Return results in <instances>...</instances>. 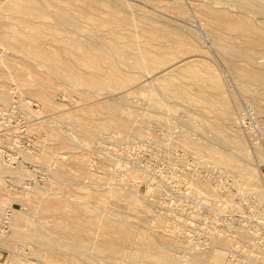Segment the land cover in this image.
<instances>
[{"label":"rangeland","instance_id":"1","mask_svg":"<svg viewBox=\"0 0 264 264\" xmlns=\"http://www.w3.org/2000/svg\"><path fill=\"white\" fill-rule=\"evenodd\" d=\"M38 5L43 11L52 10L70 17L73 25H65L49 14L0 9L1 29L7 33L0 38L7 47L6 51L0 48V75L6 79L7 98L0 107L11 101L21 104L27 96L36 103L25 111L23 107L22 111L28 114L20 118L26 129L19 132L20 143L14 147L19 151L20 162L8 168L10 172H22V178L15 180L16 186L12 187L7 177L1 181L0 220L6 225L2 236L7 235L11 240H0V264L36 262L40 244L34 235L35 229L50 231L45 232L46 237L57 236L61 231L58 223L66 212L43 211L36 196L22 194L37 184L46 197L56 198L54 193H58L60 198L85 204L90 199L85 196L92 195V202L84 205L88 213L94 207L99 213L102 211L101 214L119 215L116 218L134 227L137 233H146L154 240L158 238L160 243L157 242L164 249H170L173 259L164 260L162 264H190L203 257L205 263L216 264L211 257L220 249L226 253L227 264H264V112L254 107L257 100L262 99L264 103V85L250 81L247 76V69L264 68V54L257 55L258 63L248 62L243 52L247 39L244 30H234L228 22H221L219 30L211 27L220 12L244 14L237 0H38ZM110 17L115 20L113 25L107 22ZM251 18L264 31V14L253 13ZM40 24L53 28L54 32L48 30L49 33L43 34L27 28ZM16 33L33 34L37 40L32 42L66 60L72 58L73 52L83 53L82 48L68 43L71 38L94 45L100 53L99 59L104 54L108 59L99 60L97 70L82 65L77 71L90 77L94 73L101 74L110 61L130 78L129 82L122 88H118L116 82L113 88L106 89L79 83L78 79L66 77L59 68L42 63L15 47ZM135 47L141 48L139 52L145 58L149 56L148 51L153 53L155 60L147 62L148 69L122 60L118 50L128 49L133 53ZM254 49H250V53H254ZM192 69L203 71L212 80L214 77L220 80L230 104L235 105L232 122L226 120L223 108L210 111L198 97L207 84L188 77L186 74ZM159 79L189 86L197 100L188 103L182 98L165 97L166 105L157 107L149 96L151 91L159 94L162 89ZM47 86L51 88V105L44 107L37 91ZM14 89L18 93H12ZM120 95H124L129 104L124 106L125 114L131 117L128 130L104 125L100 116V105ZM86 109H91L96 118L87 126L96 135L92 134L88 140L77 132L79 114L86 113ZM178 118L197 125L200 132ZM212 122L221 126L223 135L244 141L248 161L257 171L256 189H252L250 179L238 176L231 166L208 165L207 157H201L196 151L191 141L202 142L200 134L204 139L212 135L214 132L207 127ZM138 129H143L144 133L136 134ZM14 149L9 151L13 154ZM33 167L37 173H33ZM203 183L210 189L203 188ZM111 189L126 195L119 202L112 198ZM16 191L21 194L8 195ZM128 195L144 203L140 201L141 204L131 206ZM99 198H103L108 207L98 203L99 206L95 201ZM8 205L18 212L12 214ZM98 211L89 214H99ZM92 220L93 217L86 218L83 223L89 226ZM15 223L20 225L24 235L14 234ZM135 248L134 243L125 244L113 255L90 251L102 264H126L128 260L122 253ZM28 255H32L31 258ZM71 258L80 264L91 262L70 253L61 264H67Z\"/></svg>","mask_w":264,"mask_h":264},{"label":"bare ground","instance_id":"2","mask_svg":"<svg viewBox=\"0 0 264 264\" xmlns=\"http://www.w3.org/2000/svg\"><path fill=\"white\" fill-rule=\"evenodd\" d=\"M237 2L239 3L240 6H242L244 14H242L241 16H235V15H232L229 13L227 14L226 12H220L219 16L217 18V21H213L211 27L215 30H219V24L221 22H228L234 30H238V31L244 30L245 33H247V39L245 41L246 47L243 49V52L247 54L248 62H252L255 64V63H258V60H259V59L257 60V55L259 53L264 54V31L261 29V26L259 25V23H256L254 20H252L251 16L253 15V13L264 14V1L263 0H237ZM0 9L1 10L12 9V10H16V11L20 10L23 12H31L35 15L49 14V15H52L59 22L64 23L65 25L72 24V22H71L72 20L70 19V17H68L64 14H60L58 12H52V10L43 11L38 5V0H6V1H0ZM111 15L113 17H115L113 12L111 13ZM113 17H110L107 19V22L111 25H113L115 22ZM1 28H2V26L0 24V38L2 39L4 36L7 35V33L2 31ZM27 28L37 29V30H39V32H42L43 34L49 33V32H47L48 30L54 32L53 28H49L48 26H45L42 24L30 25ZM24 31H25V29H24ZM14 37H15V42H13V44L15 47L21 48L27 54L33 56L34 58L39 59L42 63H46V64H49L51 66H55V67L59 68V70L62 71L66 77L78 79L77 81L79 83L106 89V88H113L115 86L116 82H117L118 88H122V87L126 86L129 82L130 78L127 75H125L121 70H117L111 64L110 61H109V64H108L109 67L107 68V70L101 74L100 73L99 74L94 73L90 77L84 73L78 72L77 69L80 66L82 67V65L92 66L95 70H97L100 68L99 60L108 59V55H105V54L101 55L100 59H99L100 53L97 51V48H94V45H89L87 42L71 38L68 41V43L70 45H72V47L75 46L77 48H82L83 53L79 54L77 52H73L72 58L70 56V59L67 58V60H66V59H61L56 54H52L53 52L49 53V52L45 51L44 49H42L40 44L32 42L33 39L37 40V38L33 34L28 35V33L27 34L21 33V35H19L18 33H16V34H14ZM0 48L4 51H6V49H7L6 44L2 41L0 42ZM252 48H255L254 53H250V49H252ZM140 49H141L140 47H137V48L135 47L134 48L135 52H133V53L130 52L128 49H119L118 51H119L120 56L122 57V60L125 63L130 64L131 66L148 69L147 62H150V61L152 62L155 60V58H154L153 53L151 51L147 52L149 55L147 58L143 57L139 52ZM186 75L193 80L201 79V80H204L206 82L207 85H205L204 88H201L202 92H201V95L198 97H200L204 100V102L206 103V105L210 111L223 108L224 114H225L224 116L226 117V120L232 122L235 105L230 104L229 99L226 96V93L223 89V86H222L220 80H216V77H214V80H212L211 78H207V75L205 73H203V71H198L196 69H192ZM247 76L251 79L250 81L263 83V85H264V68H259V67L255 66L251 69H247ZM159 80H160L159 85L162 86V89H161V87L159 88V89H161L159 94L155 93L154 92L155 90L151 91V92L149 91L150 92L149 97H151V99H153V102H154L153 104L156 105L157 107L163 108L166 105L163 101V99L165 97L182 98L183 100L187 101L188 103H194V101L197 100V96L195 98V95L193 94V92L189 86L177 83L176 81L172 82L171 79H159ZM150 81H152V80H150ZM152 85H153V83H152ZM5 86H6V79L0 75V103H2V102L5 103V101L7 99L5 97V91H4V89L6 90ZM11 92L12 93H18V90L14 89ZM37 95L43 100L44 107H48L49 105H51L50 104V102H51V88L50 87L48 88V86H47V87H43V88L38 89ZM87 97H88L87 95H84V98H87ZM260 100L256 101V104L254 107L259 112H264V103L262 102L263 101L262 99H260ZM11 102H13V101H11ZM34 102H35L34 98H32L31 96H27V97H24L23 102L21 103L20 106L22 109L24 107V111H25V108L27 110V108H30L32 106V103H34ZM40 103H41V101H40ZM126 105H129V104H128L127 98L124 95H122V96L120 95L119 97H113V99H111L109 102L100 105V108H101L100 116H101V119L103 120L102 124L104 123V125L106 124V125L112 126L114 128H117L119 130H128L131 126V119H130L131 117L125 114V107L124 106H126ZM171 106H169V107H171ZM30 109H28V110L31 113ZM35 111H37V110H35ZM27 114H28V112H27ZM24 115H25V112H24ZM79 115H80V122L78 123L79 128L77 129V132L79 135H82L85 138H87V140L91 139L92 134L93 135H96V134H94V132H91V130L88 129L87 126L93 124L94 120L96 118L91 113V109H86V113H81ZM235 116H237V115H235ZM164 117H166V116H164ZM146 120H147V118H146ZM177 120H179V118ZM187 120H189V119H187ZM179 121H183L181 123H184V120H182V119ZM191 121H192V119H191ZM193 121H195V120L193 119ZM158 122L159 121H157V123ZM188 122H190V121H188ZM162 124H164V123H162ZM168 124H167V126H168ZM184 124H186V126L189 125L187 123H184ZM170 125L171 124H169V126ZM172 126H174V125H172ZM172 126H170V127H172ZM189 126L193 130L200 132V128H198L197 125H191L190 124ZM202 127H203V125H202ZM207 127L209 130H211L214 133L212 135L205 137V139L200 134V139H202V142H197V140H195V139H194V141H191L195 145L196 151L200 154L201 157H203V156L207 157V160H205V162L207 161L208 165H211L209 163H213V164H221V166L222 165L231 166L234 169V171L237 173L238 176L247 177L248 179H250L249 182L251 181L250 183L252 184V189L253 190L256 189L257 187L255 185L258 184V178L256 177L257 171H256V168L254 166H252L251 163H249L250 161H248L249 153H248L247 148L244 144V141L238 137H234V136L230 137V136L223 135L221 130H220L221 126L215 122L207 124ZM173 128L176 129L175 126ZM187 132L189 133V131H187ZM198 132H196V135ZM135 133L138 135H142V133H144V130L138 129ZM74 134L75 133H73V135ZM198 135H199V133H198ZM197 136H195V137L198 138ZM203 139H204V141H203ZM189 140H190V138H189ZM34 150H35V147H34ZM22 151H24V150L22 149ZM27 151L28 150L26 149L25 152L28 153ZM37 154L39 155V153H37ZM11 166H12V164H9L6 162H2V163L0 162V186L3 183V182L1 183V181L4 180L3 179L4 177H7V180H8V177H10V179L13 178L14 180H17V179L19 180L22 178V176L20 174L22 172L19 171L20 173H17L14 170L12 172H10L8 170V168ZM21 168H23V166ZM226 168L228 169V167H226ZM14 169H16V168H14ZM26 172H28V171H26ZM22 175H25V174H22ZM34 180H35V178H34ZM263 183H264V181H263ZM8 184H10L9 181H8ZM239 185H240V183H239ZM32 187H34V189L32 188L31 191H29L27 189L29 192L22 193V194H24L25 196H27V195H30V196L33 195V197L36 196L37 201L39 203L38 206L40 209L42 208L43 211H45V210L54 211L53 212L54 214H55V212L59 213V211H61V212L63 211L66 213L64 214V219L61 220L60 223H58V227L61 229V231L58 233L57 236H52V235L50 236V234H49V236L47 235L48 237H46V233H50V231H48V232L45 231L46 232L45 233L41 228L35 229L34 235H35L38 243L40 244V250H39V248H37L39 250L38 251L39 255L37 256L38 258L36 257L37 261L36 262H28V263L20 262V264H61L64 256H67L70 253L81 258V259H83V260H85V261H91L90 264H102L99 262L100 260L98 261V259L96 258L97 255L94 256V254L91 253L92 250L90 251V249H93L94 253H96L98 255H100V254L113 255L115 253L120 252L122 246L125 247V244L126 245H129V244L132 245L133 243L136 244V248L134 251L129 252V251H124V249H123L124 252L122 253V255L131 264H143V262H146V264H162L164 260L173 259V254L169 252L170 249L168 251L166 249H164L159 244L160 240L158 238H157V240H154L152 237L148 236L146 233H137L136 229H134V227H132L129 224L124 223L122 220H119L118 219L119 215L110 216L112 212L110 214H107V213L101 214L102 211H101V213H99L97 207H96L97 209H95V210L93 209L94 207L93 208L90 207V208H92V211H90L89 213L92 214L94 211H98V213H99V214H95V215L91 216L87 212L88 209L85 208V206H86L85 204L89 203V201L92 198V195H88L87 197L85 196V198H90V199H89V201L87 199L88 203L84 204V202L71 201L70 199L60 198V197H58V193L57 194L54 193L55 196L57 195L56 198H54V197L51 198V196L46 197L45 193L40 189L41 188L40 185H39V187H38V184L34 185ZM203 188H205L206 190L210 189V187L207 183H203ZM9 190H11V189H9ZM121 192L122 191H120V190L118 191V190H112V189L110 191L112 198L115 200H118V201H119V199H121L123 197L124 194L126 195L125 192H124V194H123V192L122 193ZM20 194L21 193H17V191L12 192V193H8L9 196H15V195L19 196ZM64 196H66V195H64ZM68 197H70V196H68ZM260 198H262V197H260ZM93 199H95L94 196H93ZM139 199L132 196V195L127 196L128 204H130L131 206L136 205V204H138V205L141 204L140 201H142V200L141 199L139 200ZM78 200H82V198L78 199ZM262 200H264V199L262 198ZM83 201H85V199H83ZM95 201L97 204L99 203L100 205L105 204L103 198H99ZM90 202H92V200ZM142 203H144V202L142 201ZM36 205L37 204H35V206ZM92 205H93V203H92ZM143 205L145 206V204H143ZM128 207H129V205H128ZM8 208H10V211L12 212V214H16L18 212V210L14 209L11 205H8ZM135 208H137V206ZM143 208H145V207H143ZM100 209L102 210V208H100ZM94 213H97V212H94ZM91 217H93V220L91 221L92 224H90L89 226L85 225L83 223V221L86 218L91 219ZM116 217H118V218H116ZM2 220H3V218H2ZM3 221L0 220V240L10 241L11 238L8 237L7 235H6V237H4L5 235L2 236V232L5 233L4 226H6V225L2 226ZM58 221H56V222H58ZM160 225H162V224H160ZM14 226H15L13 229L14 234H16V235L22 234V232L20 230L21 227L20 228L18 227L20 225L15 223ZM42 227H43V225H42ZM44 228H45V226H44ZM22 230H24V228ZM25 231H26V229H25ZM26 233H28V232H26ZM22 235H24V234H22ZM10 236H11V234H10ZM25 236H26V234H25ZM245 236H246L245 238H247V234H245ZM32 240H35V239H32ZM157 241H159V243ZM162 245L167 246V244H162ZM168 246H170V245H168ZM17 253H15V254L18 255ZM31 256H29V257L31 258ZM204 258L205 257H203L201 259L196 258L190 264H207L202 260ZM211 258L213 259V261L216 264H227L226 263V253L224 252V250L221 251V249H220V251H216L212 255ZM18 260H20V259H18ZM66 260H67V258H66ZM66 262H67V264H80L76 259H73V258L69 259V261H66ZM126 262L127 261H125V263ZM11 263H9V264H11ZM64 264H66V263L64 262Z\"/></svg>","mask_w":264,"mask_h":264},{"label":"built area","instance_id":"3","mask_svg":"<svg viewBox=\"0 0 264 264\" xmlns=\"http://www.w3.org/2000/svg\"><path fill=\"white\" fill-rule=\"evenodd\" d=\"M21 104L16 101L11 102L10 104L0 108V161L6 162L9 164H18L19 160V151L15 150L14 147L18 146L20 143V131L26 126L21 122V116H24L23 109L20 106ZM36 105V103H32ZM15 151L10 152V149ZM19 166V165H17ZM33 173H37L35 167L32 168ZM30 179V178H29ZM28 179V180H29ZM33 180V179H32ZM10 186H16L15 180L8 177ZM2 226H4L2 224Z\"/></svg>","mask_w":264,"mask_h":264}]
</instances>
